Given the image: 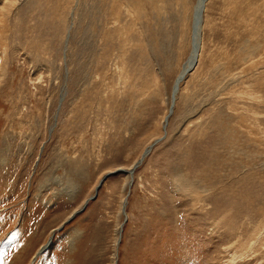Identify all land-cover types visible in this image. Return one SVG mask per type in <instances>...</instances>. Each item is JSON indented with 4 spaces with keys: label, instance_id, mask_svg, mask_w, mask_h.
Listing matches in <instances>:
<instances>
[{
    "label": "rangeland",
    "instance_id": "374dc122",
    "mask_svg": "<svg viewBox=\"0 0 264 264\" xmlns=\"http://www.w3.org/2000/svg\"><path fill=\"white\" fill-rule=\"evenodd\" d=\"M196 1L0 0V264H264V0L165 123Z\"/></svg>",
    "mask_w": 264,
    "mask_h": 264
},
{
    "label": "bare ground",
    "instance_id": "6f19581e",
    "mask_svg": "<svg viewBox=\"0 0 264 264\" xmlns=\"http://www.w3.org/2000/svg\"><path fill=\"white\" fill-rule=\"evenodd\" d=\"M208 0H197L196 3H195V6H194V9H193V12H192V25H191V51H190V54H189V57L188 59L186 60V62L183 64V67H182V70L180 71V73L178 74L176 80H175V83L176 81L181 78L186 70L192 65L194 59H195V56H196V44L198 43L199 41V38H200V34H203V23H200V12L202 10V6L205 4V10H206V5H207V2ZM206 2V3H205ZM202 39H203V36H202ZM201 49H202V41H201V44H200V49L198 51V60H197V63L199 61V57H200V54H201ZM197 63L194 65V67H196ZM193 67V68H194ZM192 68V69H193ZM191 69V70H192ZM182 81H180L181 83ZM174 83V85H175ZM174 88V86H173ZM171 105H172V99H171ZM171 105H170V108H169V113L168 115H166L165 117V123H166V118L169 116V114L171 113L170 112V109H171ZM150 148V147H149ZM131 179V178H130ZM120 234V233H119ZM118 242H119V239H118ZM116 261V259H115Z\"/></svg>",
    "mask_w": 264,
    "mask_h": 264
},
{
    "label": "water",
    "instance_id": "95a60500",
    "mask_svg": "<svg viewBox=\"0 0 264 264\" xmlns=\"http://www.w3.org/2000/svg\"><path fill=\"white\" fill-rule=\"evenodd\" d=\"M206 2H207V1H206ZM206 2H205V3H206ZM204 13H205V4L202 6V10H201V12H200V18H199L200 23H203V21H204ZM201 41H202V34H200L199 41H198V43L196 44V56H195V59H194L192 65L186 70L185 74H184L181 78H179V79L176 81V83H175V85H174V88H173V94H172V96H173V102H172V105H171V113L173 112V106H174V104H175L176 96H177V93H178L179 88H180V81H183V79L185 78V76L191 71V69H192V68L194 67V65L197 63V60H198V51H199V49H200ZM171 113H170V114H171ZM170 114H169V115H170ZM167 120H168V117H167L166 121H167ZM152 146H153V145H151L150 148L146 149V151H145V153L143 154V157L141 158V160H140L139 163H141L142 160L146 157V155H148V153L151 151ZM139 163H137L136 166H138ZM136 166H135L132 170H130V171H131V174H132V180H133V173H134V170H135ZM120 170L127 171L126 169H120ZM109 174H110V173H108L107 175H105V176H104V179H105ZM102 181H103V179L101 180V183H102ZM101 183H100V185H101ZM100 185H99V186H100ZM97 192H98V187H97V189H96V193H95V195H93L90 199L95 198L96 195H97ZM126 203H127V202L125 201L124 206H123V211H124V213H126ZM83 208H84V207H83ZM83 208H82V209H83ZM82 209H81V210H82Z\"/></svg>",
    "mask_w": 264,
    "mask_h": 264
}]
</instances>
